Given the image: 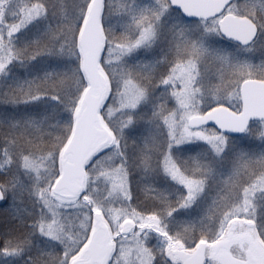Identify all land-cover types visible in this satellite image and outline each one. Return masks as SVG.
<instances>
[{"label":"snow or ice","instance_id":"6c2138e0","mask_svg":"<svg viewBox=\"0 0 264 264\" xmlns=\"http://www.w3.org/2000/svg\"><path fill=\"white\" fill-rule=\"evenodd\" d=\"M0 264H264V0H0Z\"/></svg>","mask_w":264,"mask_h":264}]
</instances>
